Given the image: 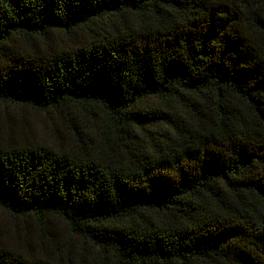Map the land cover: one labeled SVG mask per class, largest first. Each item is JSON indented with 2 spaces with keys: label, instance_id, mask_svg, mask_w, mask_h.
I'll return each mask as SVG.
<instances>
[{
  "label": "trees",
  "instance_id": "trees-1",
  "mask_svg": "<svg viewBox=\"0 0 264 264\" xmlns=\"http://www.w3.org/2000/svg\"><path fill=\"white\" fill-rule=\"evenodd\" d=\"M0 264H264V0H0Z\"/></svg>",
  "mask_w": 264,
  "mask_h": 264
},
{
  "label": "rangeland",
  "instance_id": "rangeland-1",
  "mask_svg": "<svg viewBox=\"0 0 264 264\" xmlns=\"http://www.w3.org/2000/svg\"><path fill=\"white\" fill-rule=\"evenodd\" d=\"M53 115L36 113L29 108L7 107L0 103V132H12L15 130L37 140L52 139L53 129L51 127ZM6 224V234L16 241L24 239V223L21 220H14L0 210V222Z\"/></svg>",
  "mask_w": 264,
  "mask_h": 264
}]
</instances>
